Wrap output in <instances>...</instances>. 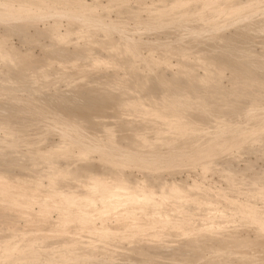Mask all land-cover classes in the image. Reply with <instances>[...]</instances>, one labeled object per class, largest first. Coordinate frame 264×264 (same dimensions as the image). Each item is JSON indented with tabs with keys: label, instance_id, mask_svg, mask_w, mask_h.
<instances>
[{
	"label": "rangeland",
	"instance_id": "obj_1",
	"mask_svg": "<svg viewBox=\"0 0 264 264\" xmlns=\"http://www.w3.org/2000/svg\"><path fill=\"white\" fill-rule=\"evenodd\" d=\"M0 84V172L13 190L39 186L42 196L51 179L82 192L103 173L106 183L184 184L182 195L190 194L183 206L163 203L159 210L174 216L152 230L134 231L113 212L98 215L92 222L110 233L91 234L97 239L73 219L59 226L56 209L39 216L35 201L25 216L0 199V240L34 242L18 264H264V0H0ZM150 98L178 110L186 131L165 133L161 115L137 112V99ZM65 125L74 130L62 144ZM128 152L137 159L122 156ZM245 206L263 222L243 214ZM145 216L138 220L145 224ZM180 216L187 219L177 228ZM13 252L0 250V264L15 260Z\"/></svg>",
	"mask_w": 264,
	"mask_h": 264
},
{
	"label": "bare ground",
	"instance_id": "obj_2",
	"mask_svg": "<svg viewBox=\"0 0 264 264\" xmlns=\"http://www.w3.org/2000/svg\"><path fill=\"white\" fill-rule=\"evenodd\" d=\"M212 8V7H211ZM62 15H66V14H62ZM56 16H58V14H56ZM66 16H68V15H66ZM68 17H71L70 15L68 16ZM56 23V22H55ZM54 23V24H55ZM77 24H79V23H77ZM82 24V23H81ZM250 24V23H249ZM257 24H259V23H257ZM83 25V24H82ZM82 25H79V27L80 26H82ZM248 26V25H247ZM246 26V27H247ZM250 26V25H249ZM252 26V25H251ZM259 26V25H258ZM57 27V26H56ZM253 27H255V26H253ZM248 28V27H247ZM251 28V27H250ZM246 29V28H245ZM253 29V28H252ZM258 29V28H257ZM240 30V29H239ZM238 31V30H237ZM258 31H260V30H258ZM54 32V31H53ZM246 32H248V31H246ZM238 33V32H237ZM240 33V32H239ZM238 33V35H240ZM248 33H250V32H248ZM244 33H242L241 35H243ZM247 34V33H246ZM233 35V34H232ZM234 35H235V31H234ZM248 35V34H247ZM249 36V35H248ZM241 37V36H240ZM244 37V36H243ZM245 37H246V35H245ZM244 37V38H245ZM236 38V37H235ZM248 39V38H247ZM61 40V39H60ZM250 40V39H249ZM66 41V40H65ZM228 41V40H227ZM231 41V40H230ZM244 41V40H243ZM133 42V41H132ZM138 42V41H137ZM110 43V42H109ZM140 43V42H139ZM228 44V43H227ZM231 44V43H230ZM233 44V43H232ZM110 45V44H109ZM126 45V44H125ZM124 45V46H125ZM229 45V44H228ZM234 45V44H233ZM129 46V45H128ZM93 47V46H92ZM126 47V46H125ZM112 48V47H111ZM234 48V47H233ZM132 49V48H131ZM65 50V49H64ZM111 50V49H110ZM11 52V51H10ZM74 52V51H73ZM78 52V51H77ZM81 52V51H80ZM91 52V51H90ZM89 52V53H90ZM67 53V52H66ZM65 54V53H64ZM77 54V53H76ZM80 54H83V53H80ZM6 56H9L10 55V53L9 52H6V54H5ZM94 55V54H93ZM64 56V55H63ZM92 56V55H91ZM90 56V57H91ZM234 56V55H233ZM87 57V56H86ZM93 57V56H92ZM82 58H84V56L82 57ZM95 58V57H94ZM105 58L106 59H109L110 60V58H111V55L110 56H105V57H102V56H98V57H96L95 59H98V60H105ZM63 59V58H62ZM112 59V58H111ZM228 59V58H227ZM58 60V59H57ZM186 65V64H185ZM182 67L184 66V65H181ZM34 67V66H33ZM35 67H37V66H35ZM234 67V66H233ZM183 68H185V66L183 67ZM33 69H35V68H33ZM37 69V68H36ZM180 69H181V67H180ZM186 69V68H185ZM24 70V69H23ZM181 70H184V69H181ZM188 70V69H187ZM243 70V69H242ZM32 71H34V70H32ZM39 71V70H38ZM180 71V70H179ZM247 71V70H246ZM37 72V71H36ZM184 72H186V71H184ZM244 72V71H243ZM78 73V72H77ZM263 73V72H262ZM256 74V73H255ZM12 75V74H11ZM246 75V74H245ZM16 76V75H15ZM31 76V75H30ZM239 76V75H238ZM193 77H195V76H193ZM250 77V76H249ZM29 78V77H28ZM251 79V78H250ZM18 80V79H17ZM189 80V79H188ZM247 81V80H246ZM9 82V81H8ZM262 82V81H261ZM119 83H120V81H119ZM1 85V84H0ZM179 85V84H178ZM78 86V85H77ZM10 87V86H9ZM12 87V86H11ZM80 87H82V86H80ZM2 88V87H1ZM77 88V87H76ZM116 88H118V87H116ZM133 88V87H132ZM152 88V87H151ZM155 88V87H154ZM8 89V88H7ZM74 89V88H73ZM85 89V88H84ZM95 90V89H94ZM110 91V90H109ZM99 92V91H98ZM105 92V91H104ZM50 94V93H49ZM54 94V93H53ZM56 94H57V92H56ZM60 94V93H59ZM73 94H74V92H73ZM77 94V93H76ZM93 94V93H92ZM96 94V93H95ZM111 94V93H110ZM122 94V93H121ZM125 94V93H124ZM129 94V93H128ZM33 95V94H32ZM65 95V94H64ZM116 95V94H115ZM114 95V96H115ZM131 95V94H130ZM129 95V96H130ZM99 96V95H98ZM102 96V95H101ZM100 96V97H101ZM117 96V95H116ZM132 96V95H131ZM82 97V96H81ZM84 97H86V96H84ZM88 97V96H87ZM94 97V96H93ZM55 98V97H54ZM53 98V99H54ZM103 98V97H102ZM106 98V97H105ZM111 98H112V96H111ZM125 98H126V96H125ZM128 98V97H127ZM132 98V97H131ZM134 98V97H133ZM144 98V97H143ZM36 99V98H35ZM75 99V98H74ZM98 99V98H97ZM116 99V98H115ZM118 99V98H117ZM123 99V98H122ZM37 100V99H36ZM40 100V99H39ZM79 100V99H78ZM133 100V99H132ZM145 100V99H144ZM47 101V100H46ZM51 101V100H50ZM74 101H76V100H74ZM93 101V100H92ZM102 101V100H101ZM135 101H136V99H135ZM134 100L133 101H130V102H125V104L127 105H133V104H136V102H135ZM142 99H137V104H136V107H138V111L137 112H139L140 111V113L141 112H148L151 116H154L155 118H156V115L157 116H159L160 117V115L162 116V117H160L159 119H160V121L161 122H163L162 124H163V126L161 127V129H160V131H164V130H169V128H173L174 130L175 129H178V130H181V126H182V130L181 131H178V130H176V131H178L179 133H182V131L185 129V128H187L186 127V125H188V123L186 124V122L183 124V122L181 123V122H178V120H177V117L179 118V116H180V113H179V111L178 110H176L174 107H172V108H174V109H172L171 110V108H167V109H169V110H167V111H163V110H165V106L164 107H162V106H158L157 104H153V103H151V98L149 99V102H148V100L147 101H143ZM39 102V101H38ZM95 102V101H94ZM115 102V101H114ZM70 103V102H69ZM113 103V102H112ZM157 103V102H156ZM8 104V103H7ZM161 104V103H160ZM46 105V104H45ZM55 105V104H54ZM69 105V104H68ZM122 105V104H121ZM128 105L126 106V107H128ZM34 106V105H33ZM51 106V105H50ZM57 106H59V105H57ZM72 106V105H71ZM96 106H98V104L96 105ZM101 106V105H100ZM183 106V105H182ZM95 107V106H94ZM133 107V106H132ZM28 108V107H27ZM123 108H125V107H123ZM128 108H130V107H128ZM162 108H164V109H162ZM3 109V108H2ZM88 109V108H87ZM127 109V108H126ZM179 109V108H178ZM56 110V109H55ZM68 110V109H67ZM135 110H137V108L135 109ZM6 111V110H5ZM17 111V110H16ZM63 111V110H62ZM65 111V110H64ZM182 111V110H181ZM82 112V111H81ZM58 113V112H57ZM71 113V112H70ZM76 113V112H75ZM74 113V114H75ZM139 113V114H140ZM1 114H3V113H1ZM6 114L7 113H5L4 115L6 116ZM11 114V113H10ZM133 114V113H132ZM138 114V113H137ZM141 114H143V113H141ZM178 114H179V116H178ZM63 115V114H62ZM150 116V117H151ZM89 117V116H88ZM144 117V116H143ZM176 117V118H175ZM148 118H149V116H148ZM152 118V117H151ZM162 118V119H161ZM138 119V118H137ZM154 119V118H153ZM75 120V119H74ZM139 120H140V118H139ZM63 121V120H62ZM76 121V120H75ZM88 121V120H87ZM151 121H152V119H151ZM160 121H158V122H160ZM65 122V121H64ZM7 123V122H6ZM62 123V122H61ZM138 123V122H137ZM150 123V122H149ZM153 123V122H152ZM65 124V123H64ZM68 125H69V123H68ZM144 125V124H143ZM183 125H185V126H183ZM145 126V125H144ZM178 127V128H176V127ZM64 128L62 129V131H61V134H62V138H60V139H62V144L63 143H65L64 141H65V139H68L67 137H66V135L65 134H67L66 132L67 131H65L66 129H70L71 127H69V126H63ZM135 127V126H134ZM183 127H184V129H183ZM126 128H128V127H126ZM13 129V128H12ZM124 129V128H123ZM139 129V128H138ZM71 130H74V129H72L71 128ZM172 130V129H171ZM88 131V130H87ZM104 131H105V129H104ZM135 131V130H134ZM184 131H186V130H184ZM165 132V131H164ZM20 133V132H19ZM109 133V132H108ZM161 133H163V132H161ZM166 133V132H165ZM92 134V133H91ZM107 134V133H106ZM111 134V133H110ZM109 134V135H110ZM156 134V133H155ZM8 135V134H7ZM6 135V136H7ZM28 135V134H27ZM108 135V136H109ZM136 135V134H135ZM107 136V135H106ZM158 136V135H157ZM69 137V136H68ZM156 138V137H155ZM74 139V138H73ZM67 141V140H66ZM80 141V140H79ZM70 142V141H69ZM68 142V143H69ZM73 142V141H72ZM143 142V141H142ZM146 142V141H145ZM10 143V142H9ZM76 143V142H75ZM79 143V142H78ZM77 143V144H78ZM82 143V142H81ZM80 143V144H81ZM84 145V144H83ZM82 145V146H83ZM89 146H90V144H89ZM95 146V145H94ZM81 147V146H80ZM79 147V149H81V150H83V148H80ZM97 147V146H96ZM98 148V147H97ZM104 149V148H103ZM86 150V149H85ZM93 150V149H92ZM112 150V149H111ZM88 151V150H87ZM100 151V150H99ZM121 151V150H120ZM127 151V150H126ZM47 152V151H46ZM108 152V151H107ZM115 152V151H114ZM137 152V151H136ZM37 153V152H36ZM42 153V152H41ZM102 153V152H101ZM122 153V152H121ZM129 153V152H128ZM42 154H44V152L42 153ZM41 154V155H42ZM124 154H126V153H124ZM124 154H122V156H125L127 159H131V160H133V159H137V157H135L133 154H131V153H129V154H126V155H124ZM131 154V155H130ZM40 155V154H39ZM110 155V154H109ZM117 155V154H116ZM121 155V154H120ZM138 155V154H137ZM28 156V155H27ZM56 156H57V154H55V155H52V154H44V155H42L41 156V158L43 159V160H45V162H47L46 160H48L49 162L51 161L52 163L54 162V159H56ZM114 156H115V154H114ZM58 157V156H57ZM115 157H117V156H115ZM40 158V157H39ZM119 158V157H118ZM117 158V159H118ZM123 158V157H122ZM141 158V157H140ZM41 159V160H42ZM119 159H121V157L119 158ZM139 159V158H138ZM40 160V161H41ZM57 160H59V159H56V161L55 162H58ZM117 161V160H116ZM120 161V160H119ZM127 161L128 160H123V159H121V161H120V165H122V164H125V163H127ZM50 162V163H51ZM131 162H133V161H131ZM41 163V162H40ZM43 164V163H42ZM70 164V163H69ZM152 164V163H151ZM45 165V164H44ZM126 165V164H125ZM57 166V165H56ZM124 166V165H123ZM59 167V166H58ZM65 167V166H64ZM69 167V166H68ZM88 167V166H87ZM34 168V167H33ZM70 168V167H69ZM93 168V167H92ZM206 168V167H205ZM60 169H61V167H60ZM88 169V168H87ZM109 171H110V169H109ZM115 171V170H114ZM11 172V171H10ZM40 172V171H39ZM87 172V171H86ZM97 172V171H96ZM116 172V171H115ZM90 173H92V171H90ZM107 173V172H106ZM112 173V172H111ZM10 174V173H9ZM58 174V173H57ZM103 174V173H102ZM101 174V175H102ZM116 174V173H115ZM7 175V174H6ZM6 175H4V173H1L0 172V199L2 200V201H4V203H6V206L7 205H13V204H16V205H13V206H17V208H16V210L18 209L19 210V207L20 208H22V211H23V213L22 214H25L26 212L25 211H27L28 209L29 210H31V204H32V202H35L36 201V203L38 202V204H39V206H38V210L37 211H35L36 212V214H38L39 216H43V215H46V213H47V211L48 210H50V209H53V210H55V211H57L58 212V216L57 217H59V221H60V224H58L59 226H63L66 222H67V224L69 223L68 222V220H74V221H76L78 224L77 225H79L77 228H78V230L80 229L81 231L83 230V231H88V236H91V234L93 235H95V236H98V237H104V235L106 236V234H108V233H110V228H108V227H105V226H96L94 223H96V221H94V217H97L98 215H101V214H103V213H108V212H113L114 214H113V216H114V218L115 219H120V218H124L126 221H128V223H134V225H132L133 226V229H134V231H138V230H147V229H149V230H152V228L151 227H153V229H154V226H156L155 224L156 223H162V224H164V226H166L167 224H169L168 222L170 221V220H172V216H174V212H173V209L171 210L170 208H171V206H170V210H168V207H166V209H167V211L168 212H161L159 209H162V208H160V206L162 205L163 206V203L164 204H167V201H169L168 202V204H172V205H174V206H183V205H180V202L181 201H183V200H189V198H190V194L188 193L187 195H182V194H184V193H186V192H183V190L184 189H186V188H184L183 189V187H184V184L183 185H181L180 186V184L179 185H175V184H173V183H171V184H168V185H164L163 183V186L162 185H160V186H162V187H160L159 189H157V190H154V189H152V188H149V187H146V188H142L140 185H138V183H137V185H128V184H122L121 182H125V181H127L126 179L124 180L123 178H120V177H118V179L117 178H115L114 180H115V182L114 183H106L105 181H101L102 179H104L105 177H101V175L100 176H95L94 175V177H91V179L90 178H88L87 176L88 175H86V177L88 178V181H86L85 183V188L83 189V191L82 192H77L76 190H71L70 189V191L69 190H67V189H65L64 188V190L63 189H61V184L58 182V181H55V180H49L46 184H44L43 185V183L41 184L40 182H38V184L40 183L41 184V186L43 187V188H45L44 189V193L42 194V196H40V191L38 192L39 193V196L40 197H36L35 195H34V193H37V191L39 190L38 188H39V186H37V191L36 190H34V191H36V192H34V191H28V192H26V191H23L24 190V188H23V190H21V189H18V187L20 188V186H16V188L17 189H12L11 187H13V186H10V180L9 179H5V176ZM25 175V174H24ZM48 175V174H47ZM46 175V176H47ZM104 175V174H103ZM108 175H110V174H108ZM73 176H75V175H73ZM105 176V175H104ZM11 177V176H10ZM9 177V178H10ZM20 177V176H19ZM55 177H57L56 175H55ZM80 177V176H79ZM113 178L115 177V175L114 176H112ZM111 177V178H112ZM14 178V177H13ZM24 178V177H23ZM54 178V177H53ZM57 179V178H56ZM26 180V179H25ZM30 180V179H29ZM34 180V179H33ZM18 181H21V180H18ZM37 180H35V182H36ZM39 181V180H38ZM17 182V181H16ZM32 182V181H31ZM61 182V181H60ZM19 183V182H18ZM28 183V182H27ZM62 183H64V182H62ZM19 185V184H18ZM36 185V184H35ZM35 185H32V187L33 186H35ZM152 185V184H151ZM194 185H196V183L194 184ZM22 186V185H21ZM27 186V185H26ZM63 186H65V185H63ZM62 186V187H63ZM140 186V187H139ZM191 186H193V185H191ZM196 186H198V185H196ZM25 187V186H24ZM152 187V186H151ZM185 187H189V190L188 191H191L192 189H190V186H186L185 185ZM195 187V186H194ZM27 188V187H26ZM80 188H81V185H80ZM158 188V187H157ZM192 188V187H191ZM30 189V188H29ZM78 189H79V187H78ZM77 189V190H78ZM197 189V188H196ZM261 189V188H260ZM264 189V188H263ZM26 190V189H25ZM67 190V191H66ZM80 191V190H79ZM263 191V190H262ZM34 192V193H33ZM183 192V193H182ZM260 192H261V190H260ZM264 192V191H263ZM263 192H261V193H263ZM37 193V194H38ZM191 193V192H190ZM264 194V193H263ZM263 196V195H262ZM193 197V196H192ZM191 197V198H192ZM61 198V201L59 202V203H57L55 200L57 199V200H59V199ZM188 198V199H187ZM194 198H198V197H194ZM228 199V198H227ZM196 200V199H195ZM229 200V199H228ZM231 200V199H230ZM165 201H166V203H165ZM199 201H201L200 199H199ZM203 201V200H202ZM232 201V200H231ZM55 202V203H54ZM204 202H206V201H204ZM204 202H198V203H204ZM234 202V201H233ZM236 202V201H235ZM182 203V202H181ZM193 203H195V202H193ZM198 203L196 204V206L198 205ZM167 204V205H168ZM209 204H210V202H209ZM212 204V203H211ZM201 206H202V204H200ZM205 205H207L206 203H205ZM236 205V204H235ZM246 205V204H245ZM249 205V204H248ZM247 205V206H248ZM161 206V207H162ZM234 206V205H233ZM237 206V205H236ZM244 206V205H243ZM247 206H245L246 208L244 209L243 207V209H241L242 211H243V214L245 213V211L246 210H250V211H254V210H251L252 209V207H251V209L249 208V207H247ZM178 207V208H179ZM200 206H198V208H199ZM204 207V206H203ZM205 207H207V206H205ZM172 208H175L176 210L178 209V208H176V207H172ZM208 208V207H207ZM210 208V207H209ZM234 208H236L237 209V207H234ZM247 208H249V209H247ZM164 209V208H163ZM195 209V208H194ZM218 209V208H217ZM18 210H17V212H18ZM180 209H178V211H179ZM204 210L206 211V209L204 208ZM238 210V209H237ZM240 210V209H239ZM20 211L21 210H19V214L21 215V213H20ZM21 211V212H22ZM96 211H97V213H96ZM143 211V212H142ZM147 211V215H148V217H146L145 216V214H143L145 217H146V219H147V222L144 224L143 222H141V221H143V220H138V219H140V218H136V214L137 213H144V212H146ZM166 211V210H165ZM169 211H171L170 213H169ZM16 212V213H17ZM34 212V211H33ZM176 212V211H175ZM209 212V211H208ZM220 212H221V210H220ZM247 212V214L249 215L248 217H250L251 216V214H252V212H251V214H249L250 212L249 211H246ZM249 212V213H248ZM254 212H256V211H254ZM253 212V213H254ZM173 213V214H172ZM179 212H177V214H178ZM190 213V212H189ZM257 213V212H256ZM176 214V213H175ZM177 214H176V217H178L177 216ZM180 214V213H179ZM182 214H183V212H182ZM195 214V213H194ZM211 214V212L208 214V215H210ZM247 214H245V215H247ZM29 215V214H28ZM27 215V216H28ZM185 215V214H184ZM186 215H188V214H186ZM190 215V214H189ZM252 215H255V214H252ZM24 216V215H23ZM25 216H26V214H25ZM191 216H192V213H191ZM205 216V215H204ZM35 217V216H34ZM46 217V216H45ZM138 217V216H137ZM144 217V218H145ZM181 217V216H180ZM179 217V218H180ZM183 217V216H182ZM182 217L180 218V220L182 219ZM193 217V216H192ZM206 217H208L207 215H206ZM210 217V216H209ZM259 217V216H258ZM134 218V219H133ZM143 218V219H144ZM186 219H187V217H185ZM184 218V219H185ZM189 218V217H188ZM212 218V217H211ZM211 218L209 219V220H211ZM253 221H255L256 219H254V218H257L256 216H253V218L252 217H250ZM33 219V218H32ZM38 219H41V217H38ZM174 219V218H173ZM176 219V218H175ZM184 219H182L183 221H184ZM191 219V218H190ZM189 219V220H190ZM206 219V218H205ZM258 220H257V223H255L256 225L257 224H259L260 222L259 221H261V222H263L262 221V219H260V218H257ZM95 220H97L96 218H95ZM132 220H134L135 222H133ZM180 221V222H177L176 224H175V227H180V226H182L183 227V221ZM251 220V221H252ZM94 223H93V222ZM145 221V220H144ZM187 222V221H186ZM211 222V221H210ZM214 221L212 220V222H211V225H213L212 223H213ZM39 223V222H38ZM264 223V222H263ZM5 224V223H4ZM66 224V225H67ZM128 225L129 227L131 226V225ZM161 224V225H162ZM166 224V225H165ZM188 224V223H187ZM262 223H260V225H259V227L260 226H264L263 224L261 225ZM58 225H57V229H58V231H59V227H58ZM152 225H154V226H152ZM208 225H210V223L209 224H206L205 225V227L207 226V227H210V226H208ZM35 226H36V224H35ZM56 226V225H55ZM61 226V227H62ZM65 226V225H64ZM64 226L62 227V228H64ZM61 227H60V229H61ZM76 227V226H75ZM163 227V226H162ZM204 227V226H203ZM258 227V228H259ZM36 228V227H35ZM37 228H40L39 226L37 227ZM52 228V227H51ZM55 228V227H54ZM67 228V227H66ZM65 228V229H66ZM151 228V229H150ZM164 228V227H163ZM262 228V227H261ZM56 229V230H57ZM65 229L64 230H60L59 232H61L62 231V233L65 231ZM71 230V228H68V230ZM15 230V229H14ZM22 230V229H21ZM36 230V229H35ZM69 230V231H70ZM73 230V229H72ZM79 230V231H80ZM7 231V230H6ZM17 231V230H16ZM23 231V230H22ZM31 231H32V229H31ZM51 231H54V230H51ZM58 231H56V232H58ZM69 231H68V234H70L69 233ZM161 231V230H160ZM27 232V234H29V233H31V232H28V231H26ZM36 232V231H35ZM34 232V233H35ZM37 232H38V230H37ZM36 232V233H37ZM23 233H24V231H23ZM62 233H61V235H62ZM65 233H67V229H66V232ZM72 234H75V232L73 233V232H71ZM80 233H82V232H80ZM90 233V234H89ZM26 234V233H25ZM26 234V235H27ZM38 234V233H37ZM67 234V235H68ZM6 235V234H5ZM13 235H14V231H13ZM34 236V234H33V232H32V234H29L28 236ZM4 236V235H3ZM7 236V235H6ZM15 236V235H14ZM14 236L13 237H11V236H8V237H11V239L12 238H14ZM16 236H17V234H16ZM35 236L37 237V235L35 234ZM64 236H66V235H64ZM2 237V236H1ZM40 237V236H39ZM41 237L43 238V237H45V236H42L41 235ZM67 237V236H66ZM72 237H75L74 235H72ZM85 237H86V235H85ZM92 238H96V237H94V236H91ZM91 237H89V238H91ZM97 237V238H98ZM46 238V237H45ZM96 238V239H97ZM3 239V238H2ZM11 239L9 240V238H5L3 241L2 240H0V243H2V244H0L1 246H0V250L1 251H3V253H5V251L6 252H8V254H10L9 252H13V253H17V257H14L13 256V259L15 258V260H12V254L11 255H9L10 256V258H11V260L9 261V264H18L16 261L18 260V259H20L21 258V260L23 259V257L22 256H20V253H23V251H25L26 249H25V247L27 248L28 247V249H29V247H30V245L32 246V243H33V246H34V242H32V243H30V245H29V242L26 244V241H25V244L24 243H22V246H20V242L18 241V240H15L16 242H12L11 241ZM32 240L33 239H36L35 237H32L31 238ZM30 239V240H31ZM37 239H39V238H37ZM74 239V238H73ZM2 241V242H1ZM17 241H18V243H17ZM55 241H57V240H55ZM63 241H64V239H63ZM71 241V240H70ZM77 241V240H76ZM85 242L87 241L86 239L84 240ZM49 242H50V240H49ZM53 242V241H52ZM61 242V241H60ZM69 242V241H68ZM88 242H90L89 240L87 241V243ZM59 243V242H58ZM57 243V244H58ZM79 243V242H78ZM48 244V243H47ZM55 244V243H54ZM65 244V243H64ZM71 244H74V242L73 243H71ZM24 245V246H23ZM53 245V244H52ZM66 245H68V243L66 244ZM76 245V244H75ZM74 245V246H75ZM83 244H81V246H82ZM35 246H36V244H35ZM58 246V245H57ZM61 246H62V243H61ZM60 246V247H61ZM65 246V245H64ZM64 246L62 247L63 249H64ZM72 246V245H71ZM78 246H79V244H78ZM85 246V245H84ZM87 246V245H86ZM59 247V248H60ZM33 248V247H32ZM67 248H69L68 246H67ZM80 248V247H79ZM83 248V247H82ZM86 247H84V249H85ZM30 249H31V247H30ZM72 249V248H71ZM83 249V250H84ZM33 250V249H32ZM67 250V249H66ZM65 250V251H66ZM69 250H70V248H69ZM73 250L75 251L76 249H74V247H73ZM34 251V250H33ZM37 251V250H36ZM72 251V250H71ZM81 251V250H80ZM26 252V251H25ZM44 252V251H43ZM68 252V251H67ZM76 252V251H75ZM82 252V251H81ZM83 252H85V250L83 251ZM31 253V252H30ZM35 253V252H34ZM39 253V252H38ZM50 253V252H49ZM60 254H61V252H59ZM71 253H73V252H71ZM29 254V253H28ZM32 254V253H31ZM31 254H29V258H30V255ZM62 254H63V252H62ZM64 254H67V253H65L64 252ZM33 255V254H32ZM32 255H31V257H32ZM40 255V254H39ZM58 255V254H57ZM69 255V254H68ZM67 255V256H68ZM1 256H2V253H1ZM1 256H0V258H1ZM5 256H6V253H5ZM4 256V254H3V257H5ZM16 256V255H15ZM36 256V255H35ZM54 256H56V255H54ZM6 257H8V256H6ZM33 257H34V255H33ZM59 257V256H58ZM61 258H63L62 256H60ZM57 258V257H56ZM56 258H54V259H56ZM7 259V258H6ZM5 258H3L2 260L4 261V260H6ZM9 259V258H8ZM17 259V260H16ZM20 260V261H21ZM59 260H61V259H59ZM19 261V262H20ZM23 261V260H22ZM49 261V260H48ZM7 264H8V262H7Z\"/></svg>",
	"mask_w": 264,
	"mask_h": 264
}]
</instances>
